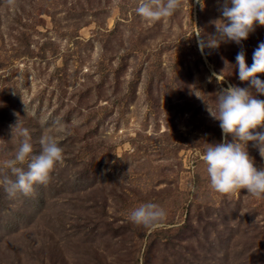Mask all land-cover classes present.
I'll use <instances>...</instances> for the list:
<instances>
[{
  "label": "rangeland",
  "instance_id": "374dc122",
  "mask_svg": "<svg viewBox=\"0 0 264 264\" xmlns=\"http://www.w3.org/2000/svg\"><path fill=\"white\" fill-rule=\"evenodd\" d=\"M222 3L182 0L150 22L138 0H0V176L15 179L23 129L31 155L44 135L64 150L30 195L0 186V264H264V198L213 190L201 158L223 140L215 93L250 87L235 58L251 66L264 42L257 24L202 53ZM149 202L167 213L155 229L129 219Z\"/></svg>",
  "mask_w": 264,
  "mask_h": 264
},
{
  "label": "clouds",
  "instance_id": "9594fccd",
  "mask_svg": "<svg viewBox=\"0 0 264 264\" xmlns=\"http://www.w3.org/2000/svg\"><path fill=\"white\" fill-rule=\"evenodd\" d=\"M8 2L15 4V0ZM181 4L182 0H138L136 13L145 21L157 22L171 17ZM219 11L221 18L215 21V35L196 34L202 53L205 48H218L222 42L239 45L248 39L257 24L264 26V0H223ZM235 59L239 80L249 82L250 87L230 84L215 93L216 107L214 110L208 108V111L214 120L219 121L223 140L209 144L201 158L213 190L229 194L246 189L249 195L264 198V168L258 169L248 152L251 142L264 159V131L258 130L264 129V100L257 98V95H264V80L258 77V74H264V42L254 50L251 66L246 62L243 49ZM47 123L46 118L42 120V124ZM54 123L57 131H64L59 121ZM21 134L25 139L15 157L5 162L15 179L0 176V186L10 196L16 193L28 196L34 191V185H47L54 168L64 162V150L54 136H42L40 153L31 155L33 148L29 132L23 129ZM26 161L27 170L19 166ZM166 216L161 206L149 202L132 210L129 219L138 226L155 229L163 225Z\"/></svg>",
  "mask_w": 264,
  "mask_h": 264
}]
</instances>
